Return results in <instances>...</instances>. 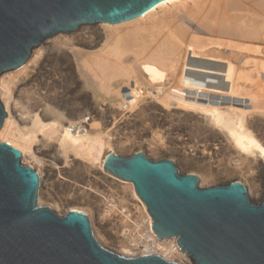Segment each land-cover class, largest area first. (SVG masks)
<instances>
[{
    "label": "bare ground",
    "instance_id": "bare-ground-1",
    "mask_svg": "<svg viewBox=\"0 0 264 264\" xmlns=\"http://www.w3.org/2000/svg\"><path fill=\"white\" fill-rule=\"evenodd\" d=\"M0 98V140L39 173V203L62 189L57 203L88 214L104 244L152 252L136 232H155L153 218L133 182L104 169L116 153L107 149L137 141L201 186L236 176L262 195L264 0H164L131 20L59 32L1 75Z\"/></svg>",
    "mask_w": 264,
    "mask_h": 264
},
{
    "label": "water",
    "instance_id": "water-1",
    "mask_svg": "<svg viewBox=\"0 0 264 264\" xmlns=\"http://www.w3.org/2000/svg\"><path fill=\"white\" fill-rule=\"evenodd\" d=\"M164 0H0V77L45 38L83 24L119 23ZM7 116L0 98V129ZM104 169L133 182L159 237L178 238L193 264H264V189L259 199L231 180L201 186L173 159L110 152ZM264 185V168H263ZM40 176L0 140V264H182L159 254L126 256L99 242L85 212L39 203Z\"/></svg>",
    "mask_w": 264,
    "mask_h": 264
},
{
    "label": "rangeland",
    "instance_id": "rangeland-1",
    "mask_svg": "<svg viewBox=\"0 0 264 264\" xmlns=\"http://www.w3.org/2000/svg\"><path fill=\"white\" fill-rule=\"evenodd\" d=\"M189 55L191 54L190 52L188 53ZM193 54H191L190 55V57L192 56ZM192 59H194V60H200V61H203V62H206V63H210V64H218V62H215V61H211V60H203L202 58H193V57H191ZM215 62V63H214ZM198 69H199V67H198ZM214 72H216V71H214ZM222 78V76H219V78ZM213 79H217V76H215V75H213V77H212ZM128 89V88H124V90L122 91V94H124V92L126 91V90ZM127 92H130L129 91V89L125 92L126 93V95H128L129 93H127ZM248 102V101H247ZM110 149H112V151H116V153L117 154H120V155H123V156H128V155H131V154H133V153H135V152H138V151H142V152H144L146 155H148L149 157H151L152 159H155V160H158V159H164V158H170V159H173L174 161H175V163L177 164V166L179 167V170L181 171V172H183V173H187L188 171H185L184 170V168H183V165H181V161H178L176 158H174V157H172V156H170V155H166V156H163V155H159V154H157V156H156V154H153L152 152H150V151H148L143 145H141V143H138L137 141H129L128 142V144H127V146L126 147H118V146H115V145H113V146H111L109 149H107V150H110ZM150 152V153H149ZM148 153V154H147ZM169 156V157H168ZM24 164H26V163H24ZM28 165V164H27ZM181 166V167H180ZM35 169V168H34ZM257 173L259 174V178H260V184L262 185L260 188L263 190L264 189V185H263V172H261V171H257ZM225 179V180H224ZM235 179H237V177L236 176H234V178H233V176H231V177H229V178H223V179H215L214 178V180H210V181H207L206 183H205V186H210V185H214V183L215 184H219V183H226V182H228V181H231V180H235ZM220 180V181H219ZM219 181V182H218ZM212 182H214V183H212ZM57 192V193H56ZM55 193H56V196H54V198H55V204H54V202H49V201H45V200H43L44 202H43V204H45V205H48V206H51V208H53V209H57V211L58 212H61V211H63L64 209H68V207L67 206H65L64 204H62V203H59L60 202V200H61V196H63L64 195V193H63V191H62V189H57L56 191H55ZM256 194V195H255ZM261 196V193L260 192H254L253 191V193L251 194V196L254 198V199H259V197ZM58 196V197H57ZM60 197V200L58 199ZM113 197H115V196H113ZM112 197V200H113V203L115 202L116 204H117V202L115 201V198H113ZM57 200L59 201L58 203H57ZM114 203V204H115ZM57 204V205H56ZM56 207V208H55ZM62 213V212H61ZM124 229V228H123ZM96 236V235H95ZM97 239H100V238H98L97 237ZM100 241H101V239H100ZM99 241V242H100ZM101 244H103L104 246H106V247H108V248H110V249H112V250H116L117 252H118V249L115 247V246H113V245H111V244H109V243H103L102 241L100 242ZM173 259H176V258H173ZM180 260V259H179ZM192 264H193V262H192Z\"/></svg>",
    "mask_w": 264,
    "mask_h": 264
},
{
    "label": "built area",
    "instance_id": "built-area-1",
    "mask_svg": "<svg viewBox=\"0 0 264 264\" xmlns=\"http://www.w3.org/2000/svg\"><path fill=\"white\" fill-rule=\"evenodd\" d=\"M129 233V231L125 234V237H127V234ZM135 233V232H133ZM136 236L138 238V244H140L141 247H143L142 245H146L148 249L153 250L152 252H147V253H142V254H159L162 256V249L168 247L169 251H171V255H174L173 257H175V255L180 254L182 257H185V259H188L190 261V263L192 264V259L189 256V254L187 252H185L182 248V246L179 245L178 240H165L161 237L158 236V234L156 232H150L148 235H146V233L144 232H136ZM128 237H131V235L129 234ZM130 239V238H129ZM141 255V254H138ZM164 257V256H163ZM174 261H177L179 263L182 264H187L184 263L186 261L184 260H179L178 258H176Z\"/></svg>",
    "mask_w": 264,
    "mask_h": 264
}]
</instances>
